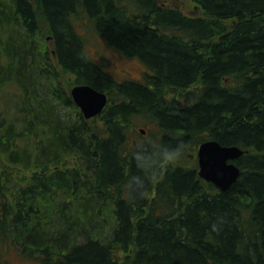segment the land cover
I'll list each match as a JSON object with an SVG mask.
<instances>
[{
  "label": "trees",
  "instance_id": "16d2710c",
  "mask_svg": "<svg viewBox=\"0 0 264 264\" xmlns=\"http://www.w3.org/2000/svg\"><path fill=\"white\" fill-rule=\"evenodd\" d=\"M177 1L0 0V264H264V0ZM79 84L108 94L101 116ZM208 140L245 151L226 191L184 160Z\"/></svg>",
  "mask_w": 264,
  "mask_h": 264
},
{
  "label": "water",
  "instance_id": "95a60500",
  "mask_svg": "<svg viewBox=\"0 0 264 264\" xmlns=\"http://www.w3.org/2000/svg\"><path fill=\"white\" fill-rule=\"evenodd\" d=\"M71 96L85 119L99 115L108 103L104 92L88 84L74 86ZM197 154L199 176L214 184L218 190H228L239 179L241 172L235 161L244 154L240 147H224L219 142L210 140L199 147Z\"/></svg>",
  "mask_w": 264,
  "mask_h": 264
},
{
  "label": "rangeland",
  "instance_id": "374dc122",
  "mask_svg": "<svg viewBox=\"0 0 264 264\" xmlns=\"http://www.w3.org/2000/svg\"><path fill=\"white\" fill-rule=\"evenodd\" d=\"M179 7L184 13L188 15H200L201 12L195 7V5L188 1H177ZM82 34L87 36L86 51L87 55L94 59L96 62L101 63L103 61L109 67V70L114 77L119 80L125 79H136L140 80L145 71V67L136 58H125L122 54L115 49L110 48L105 42H103L99 37L92 36L89 33L81 30ZM143 128V127H142ZM197 155H187L184 160L189 163L196 162ZM3 259V257H2ZM4 259L8 260L10 264H24L23 260L20 258L16 251L6 253ZM35 264V263H32Z\"/></svg>",
  "mask_w": 264,
  "mask_h": 264
},
{
  "label": "bare ground",
  "instance_id": "6f19581e",
  "mask_svg": "<svg viewBox=\"0 0 264 264\" xmlns=\"http://www.w3.org/2000/svg\"><path fill=\"white\" fill-rule=\"evenodd\" d=\"M71 18L72 19H75L76 18V13H73L72 15H71ZM51 38H48V40H50ZM85 39H87V38H85ZM51 41V40H50ZM49 41V42H50ZM122 54V56H124L125 58H133V57H128L127 55H125V54H123V53H121ZM89 57V56H88ZM90 58V57H89ZM104 65H105V68H106V70H108L109 72H110V70H109V67H108V65L106 64V63H104ZM113 77H114V75H113ZM115 78V77H114ZM142 78H143V76H142ZM142 78L140 79V80H142ZM95 88V87H94ZM97 89V88H96ZM98 90V89H97ZM98 91H100V92H104V91H101V90H98ZM181 92H186V91H181ZM105 93V92H104ZM106 95H107V97H108V103H107V105L103 108V110L101 111V113L99 114V115H97V116H95V117H93V118H91V119H94V118H97L98 116H101L106 110H107V108H108V105H109V96H108V94L107 93H105ZM73 99V98H72ZM74 101V100H73ZM75 103V102H74ZM76 104V103H75ZM77 106V105H76ZM78 107V106H77ZM79 108V107H78ZM80 109V108H79ZM87 120H90V119H87ZM143 126H141L140 127V131H141V133L143 134V136H146V127H143ZM208 141H210V140H208ZM214 141H217V140H214ZM204 142H207V141H204ZM204 142H202V143H200L199 144V146H198V149H199V147L204 143ZM218 142V141H217ZM222 146H224V147H230V146H235V145H224V144H221ZM238 147V146H237ZM243 150V149H242ZM244 151V150H243ZM245 152V151H244ZM197 153H198V151H197ZM198 155V154H197ZM196 161H197V163H198V161H199V157L198 156H196ZM237 165V164H236ZM240 169V168H239ZM240 172H241V169H240ZM126 183V182H125ZM125 183H123V184H125ZM214 185V184H213ZM217 189V188H216ZM220 191V190H219ZM58 199V198H57ZM56 203L58 204V202H57V200H56ZM71 219H73L72 217H71ZM40 235H42L43 236V234H40ZM45 235V234H44ZM22 260H23V263L24 264H32L33 262H35V261H33V259H31V258H27V257H25V256H21L20 257ZM7 264H10V263H8L7 262Z\"/></svg>",
  "mask_w": 264,
  "mask_h": 264
}]
</instances>
